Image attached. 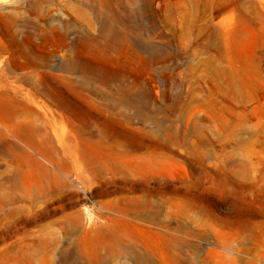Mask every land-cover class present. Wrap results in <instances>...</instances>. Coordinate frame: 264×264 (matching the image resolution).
<instances>
[{
  "label": "rangeland",
  "instance_id": "obj_1",
  "mask_svg": "<svg viewBox=\"0 0 264 264\" xmlns=\"http://www.w3.org/2000/svg\"><path fill=\"white\" fill-rule=\"evenodd\" d=\"M0 264H264V0H0Z\"/></svg>",
  "mask_w": 264,
  "mask_h": 264
},
{
  "label": "bare ground",
  "instance_id": "obj_2",
  "mask_svg": "<svg viewBox=\"0 0 264 264\" xmlns=\"http://www.w3.org/2000/svg\"><path fill=\"white\" fill-rule=\"evenodd\" d=\"M64 37L65 36L63 34H61L60 32L54 31V34H53V36L51 38V42L54 43V45L58 47V46H60L62 44V42L64 40ZM23 65H26V64L25 63L24 64L21 63V66L22 67H23ZM38 65H39V63L37 61H35V60H33L32 62L29 63V67L30 68H34V67H36ZM48 95H49V98H50V102L52 104H55V105H59L60 106V103H59V101L57 99H55L54 97H52L50 94H48ZM45 190H46V187L43 186L41 188V190L39 191V193H41V192H43ZM89 217L90 216H88V219H89Z\"/></svg>",
  "mask_w": 264,
  "mask_h": 264
}]
</instances>
